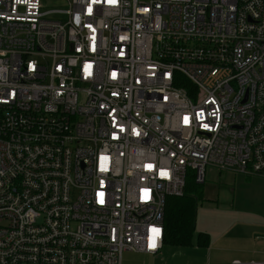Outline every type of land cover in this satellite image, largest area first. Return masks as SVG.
Wrapping results in <instances>:
<instances>
[{
  "label": "built area",
  "instance_id": "2783aa9c",
  "mask_svg": "<svg viewBox=\"0 0 264 264\" xmlns=\"http://www.w3.org/2000/svg\"><path fill=\"white\" fill-rule=\"evenodd\" d=\"M56 1L0 0V264L155 256L188 178H264V0Z\"/></svg>",
  "mask_w": 264,
  "mask_h": 264
},
{
  "label": "rangeland",
  "instance_id": "374dc122",
  "mask_svg": "<svg viewBox=\"0 0 264 264\" xmlns=\"http://www.w3.org/2000/svg\"><path fill=\"white\" fill-rule=\"evenodd\" d=\"M45 4L48 8L62 5L56 0ZM200 234L211 236L210 250L196 244ZM240 245L264 246V178L208 167L195 209L192 246H164L155 257L124 252L121 264H212L218 256L231 261L239 258L233 249Z\"/></svg>",
  "mask_w": 264,
  "mask_h": 264
},
{
  "label": "trees",
  "instance_id": "16d2710c",
  "mask_svg": "<svg viewBox=\"0 0 264 264\" xmlns=\"http://www.w3.org/2000/svg\"><path fill=\"white\" fill-rule=\"evenodd\" d=\"M202 198V184H197L191 178L186 180L185 193L182 197H168L165 200L163 217V247L192 246L195 209ZM196 244L199 247L209 245V237L200 234Z\"/></svg>",
  "mask_w": 264,
  "mask_h": 264
},
{
  "label": "crops",
  "instance_id": "0c3cea01",
  "mask_svg": "<svg viewBox=\"0 0 264 264\" xmlns=\"http://www.w3.org/2000/svg\"><path fill=\"white\" fill-rule=\"evenodd\" d=\"M209 240L211 244V240H212L211 236H209ZM203 248L205 251L210 250L211 245H208L207 247H203ZM224 249L226 250L227 248H224ZM233 250L235 251L234 255L235 254L238 255L239 258L237 259L234 258L231 261H226L224 257L218 256L219 260L212 261L213 262L212 264H251L252 262H255L257 264H264V246L256 247L253 245H248V246L240 245V246H236ZM219 251H221V249H219ZM149 256H152V255H149Z\"/></svg>",
  "mask_w": 264,
  "mask_h": 264
}]
</instances>
